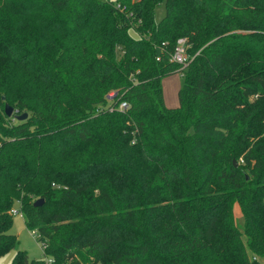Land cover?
Segmentation results:
<instances>
[{
    "label": "trees",
    "instance_id": "1",
    "mask_svg": "<svg viewBox=\"0 0 264 264\" xmlns=\"http://www.w3.org/2000/svg\"><path fill=\"white\" fill-rule=\"evenodd\" d=\"M13 207L10 264H262L264 0H0V257Z\"/></svg>",
    "mask_w": 264,
    "mask_h": 264
},
{
    "label": "rangeland",
    "instance_id": "2",
    "mask_svg": "<svg viewBox=\"0 0 264 264\" xmlns=\"http://www.w3.org/2000/svg\"><path fill=\"white\" fill-rule=\"evenodd\" d=\"M165 11V4L159 5L156 8V19L161 20L165 15ZM183 81L184 75L182 73H175L163 79L166 101L169 105L171 104L170 106L172 107H176L173 103H176L175 105L177 106L179 104V90L183 85ZM234 213L237 225L243 228L244 217L238 203L234 206ZM11 232L18 236L19 242L14 249L0 257V264H10L18 250L27 251L30 259H41L44 257L43 246L37 238L38 233L27 227L26 218L23 214L14 216ZM244 239L246 240V237H244ZM261 262L264 264V258H261Z\"/></svg>",
    "mask_w": 264,
    "mask_h": 264
},
{
    "label": "built area",
    "instance_id": "3",
    "mask_svg": "<svg viewBox=\"0 0 264 264\" xmlns=\"http://www.w3.org/2000/svg\"><path fill=\"white\" fill-rule=\"evenodd\" d=\"M171 60L173 62L181 64L183 67H185V66H187L189 64L191 58H190V55H189V53L187 51L186 39L185 38H180L178 40V44H177V46L175 48V51L173 52V54L171 56ZM113 95H114V93H111L110 94V98H112ZM128 107H129L128 102L127 101H123V102L120 103L118 109L120 111H125L126 109H128ZM114 109H115V107H113V106L109 107L110 111H113ZM11 213L13 215L23 214V212L17 207H13L11 209ZM49 262H50V260H49Z\"/></svg>",
    "mask_w": 264,
    "mask_h": 264
},
{
    "label": "water",
    "instance_id": "4",
    "mask_svg": "<svg viewBox=\"0 0 264 264\" xmlns=\"http://www.w3.org/2000/svg\"><path fill=\"white\" fill-rule=\"evenodd\" d=\"M5 113L7 116H12L14 114V107L10 104H6L5 106ZM28 117V113H23V114H19V115H16V118L18 120H24ZM235 165H237V162L235 161ZM44 202L43 199H38L36 202H35V205L36 206H39V205H42Z\"/></svg>",
    "mask_w": 264,
    "mask_h": 264
},
{
    "label": "crops",
    "instance_id": "5",
    "mask_svg": "<svg viewBox=\"0 0 264 264\" xmlns=\"http://www.w3.org/2000/svg\"><path fill=\"white\" fill-rule=\"evenodd\" d=\"M181 88V87H180ZM164 95H165V89H164ZM165 101H166V96H165ZM166 104H167V106H169V107H172V106H170L168 103H167V101H166ZM174 104V106H176L177 107V105H175L176 103H173ZM179 105V104H178ZM241 209V208H240ZM242 212V211H241Z\"/></svg>",
    "mask_w": 264,
    "mask_h": 264
}]
</instances>
